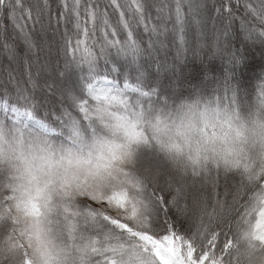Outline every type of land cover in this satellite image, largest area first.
<instances>
[{"label":"snow or ice","instance_id":"1","mask_svg":"<svg viewBox=\"0 0 264 264\" xmlns=\"http://www.w3.org/2000/svg\"><path fill=\"white\" fill-rule=\"evenodd\" d=\"M173 2L175 20L169 29V0H59L58 12L50 0H0V55L8 57V63L0 64V143L5 135L21 144L34 136L46 144L55 139L62 148L70 143L81 158L86 137L94 141L93 147L99 145L95 163L92 151L87 153L83 178L65 177L57 203H41L38 197L24 204L31 223L17 215L21 205L13 204L14 178L0 172V264H32L31 241L40 240L44 223L66 226L70 239L87 241L81 264H264V178L255 182L235 172L169 169L142 128L153 117L157 125L162 116L171 118L165 109L172 93L165 96L150 75L146 81L141 63L151 60L158 73L173 70L174 64L157 57L167 51L169 32L179 58L187 50L186 29L194 25L201 43L209 20L214 55L229 66L240 63L229 47L233 24L239 20L245 40L264 41V0H215L207 9L203 0ZM184 4L190 21L182 11ZM240 4L244 14L237 16L233 5ZM108 8L119 13L115 24ZM203 11L210 15L203 16ZM141 25L148 34L146 47L133 38ZM121 26L127 39H108ZM9 30L12 37L23 39V57L6 39ZM97 31L103 34L98 45ZM81 36L91 40L86 55H77L85 42ZM113 56L134 66V81ZM257 88L264 95V84L255 85L254 91ZM199 92L215 93L217 103L234 108L245 105L231 72L216 87L204 85ZM207 127L205 123L201 130L205 136ZM192 130L185 125L186 132ZM72 154L67 149L60 159L71 164ZM189 211L192 223L178 229L179 217Z\"/></svg>","mask_w":264,"mask_h":264},{"label":"clouds","instance_id":"2","mask_svg":"<svg viewBox=\"0 0 264 264\" xmlns=\"http://www.w3.org/2000/svg\"><path fill=\"white\" fill-rule=\"evenodd\" d=\"M259 84H264V79L257 81ZM165 111L171 114L170 119L162 116L157 125L153 117L151 123L143 126L142 133L169 169L179 173L190 172L193 168L235 172L245 178L251 176L255 182L264 178V95L259 88L242 109L224 101L217 103L215 93L198 91L172 101ZM205 123L207 136L201 132ZM185 125L193 130L186 132ZM61 144L55 139L46 144L37 136L21 144L8 135L0 143V172L14 178L11 195L13 204L21 205L17 215L22 221L31 223V217L24 215V204L38 197L41 203L55 204L61 197L65 177L86 175L89 165L84 161L89 151L93 153L92 162H96L99 145L93 147L91 138H85L82 158L70 143L64 142L63 148ZM67 149H72L71 164L67 159H60ZM87 183H92L91 178ZM42 228L40 240L31 241L32 264H81L86 240L70 239L68 228L63 225L44 223Z\"/></svg>","mask_w":264,"mask_h":264},{"label":"trees","instance_id":"3","mask_svg":"<svg viewBox=\"0 0 264 264\" xmlns=\"http://www.w3.org/2000/svg\"><path fill=\"white\" fill-rule=\"evenodd\" d=\"M196 4L200 3V0H194ZM59 0H50L51 8L54 12H58L57 4ZM204 8L207 9L211 7L215 0H203ZM103 7V6H102ZM234 11L237 16H242L243 13V4L239 6L233 5ZM124 10V9H121ZM109 13V20L112 24H115L119 13H112V9H107ZM167 14L171 16V19L167 21V27L172 28L173 22L175 20V3L173 0H169V3L166 5ZM182 11L184 13L186 20H191V17L188 15V5H182ZM157 13L155 6L152 9L153 23H157L155 20ZM202 15L207 17L210 15L207 11H203ZM211 15H215L214 12ZM126 19L128 14L126 13ZM200 17L198 16L197 19ZM5 26H8V22L5 21ZM89 27L92 25L89 24ZM39 26H37L38 28ZM72 28L73 26H69ZM212 29V21L207 22L205 32L206 34L200 38L201 43L197 42V30L194 25L186 29L187 35L186 39L188 43L185 45L187 49L183 52L179 58H177L176 48L171 43L173 34L169 32L168 37L166 38L168 42V48L166 53L161 51L157 54V57L161 60L167 59L169 64H174L173 70L169 72L158 73L155 67L152 64L151 60L141 61L143 63V71L145 73V80L147 81L149 75L152 79L156 80V86H162L165 90V96L169 95V92L172 93L169 103L176 100L177 97L181 98L187 95H190L193 92L199 91L204 85H210L211 87H216L217 84L222 83L226 74L231 72L232 74V83L237 87L238 99L242 104H247L254 94V87L257 85V78L264 77V41H247L243 37V33L240 29V22L236 20L233 24V31L229 47L231 50L237 53L241 58L240 63L236 65L229 66L226 60L223 57L214 55L215 48L209 47L212 43V37L210 30ZM74 31V28H73ZM107 31L111 32V29ZM103 34L100 31H97L95 40L98 43L101 40ZM133 38L141 42L142 46H147L148 34L143 32V26H139L135 29L133 33ZM6 39H9V42L12 43L20 55L23 57L25 51V45L23 39L20 37H12L11 31L9 30L6 33ZM80 39L85 40L81 45L80 51L77 55L84 54L86 55V49L91 47V40L85 39L83 36ZM108 39H115L118 41H124L127 39V31L122 29L117 32L115 37L109 35ZM201 44L203 46H201ZM93 51H96L97 48L93 47ZM113 53L115 50H112ZM2 52V48H0ZM113 59L116 62L118 68L121 71L127 72L129 74L130 80L134 81L135 76L137 75L134 66L130 67L123 57ZM8 63L7 55H0V64ZM111 67V65H109ZM21 73L23 72V64L21 61ZM116 77L117 82H122V78L118 73H113ZM44 113L41 112L40 116H43ZM190 199V198H189ZM183 203V202H182ZM180 223L177 224V228L180 229L181 225L183 228H188L192 223L191 220V211L186 213L184 216L179 217ZM194 230V225H193Z\"/></svg>","mask_w":264,"mask_h":264}]
</instances>
